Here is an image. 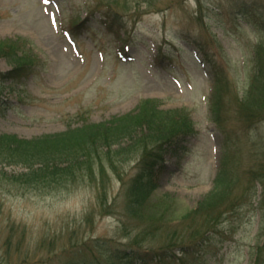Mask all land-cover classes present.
Returning <instances> with one entry per match:
<instances>
[{
  "label": "rangeland",
  "instance_id": "374dc122",
  "mask_svg": "<svg viewBox=\"0 0 264 264\" xmlns=\"http://www.w3.org/2000/svg\"><path fill=\"white\" fill-rule=\"evenodd\" d=\"M249 1L264 13V0ZM168 3L0 0V42L22 36L40 58L33 72L16 82L7 81L1 90L0 133L33 137L59 132L134 111L144 99H157L161 110L189 112L197 130L188 135L190 151L181 158L168 156L157 176V187L142 206L146 212L170 207L176 216L174 225L182 228L183 214L213 190L224 152V132L211 112L210 96L215 90L212 62H226L231 82L243 89L254 48L264 33L239 16L241 10L230 0H204L201 5L198 0H178L172 7ZM105 11L119 14L116 23L109 21ZM105 18L112 26L106 27ZM76 22H82L79 28L72 27ZM122 23L124 27H119ZM11 68L0 55V70ZM225 120L230 125L239 124L235 112L227 113ZM252 138L250 145L240 144L245 167L252 166L255 154L264 151V132H254ZM137 159L124 163L123 168L133 172ZM23 169L21 165L6 167L8 171ZM108 179L106 201L98 206L97 188L90 183L46 193H0L4 203L0 216L4 226L0 229L5 228L0 230V249L8 235L5 225L9 221L20 229L26 227L22 249L30 248L28 254L32 255L21 264H43L42 259L70 253L84 241H129L138 219L127 218L128 201L121 180L115 175ZM247 180L240 172L236 193L244 194ZM262 189L257 183L252 199L250 190L238 201L234 216L230 213L224 217L204 255V264H264ZM94 207L98 208L93 223L84 221ZM11 250L16 259L23 256L16 246ZM60 257L52 262L64 264L65 256ZM5 264L15 263L12 259Z\"/></svg>",
  "mask_w": 264,
  "mask_h": 264
},
{
  "label": "trees",
  "instance_id": "16d2710c",
  "mask_svg": "<svg viewBox=\"0 0 264 264\" xmlns=\"http://www.w3.org/2000/svg\"><path fill=\"white\" fill-rule=\"evenodd\" d=\"M146 1L150 5L153 2ZM202 1L198 0L200 5ZM168 2V7H172L178 0ZM230 2L241 10L239 16L264 33L263 11L249 5V0ZM105 12L109 21L116 23L119 14ZM108 18L103 20L106 27L112 26ZM81 24L76 22L72 27L79 28ZM0 55L12 65L8 71L0 70V92L7 81L16 82L18 78L28 76L40 61L33 45L22 36L1 40ZM212 63L215 90L210 96L211 112L213 121L224 132V152L214 177L213 190L197 207L183 214L182 228L174 225L176 216L172 215L175 212L170 207L146 212L142 206L148 194L156 188L157 176L165 168L168 156L181 158L190 151L188 135L197 130L189 112L178 108L161 110L157 99H144L134 111L116 114L104 121L70 126L59 132L33 137L0 133V193L17 194L29 190L46 193L90 183L97 188L98 206L105 203L111 180L108 178L115 175L125 190L128 201L125 209L130 214L127 218L134 216L138 219L135 223L137 230L134 236H128L129 241L107 238L92 240V244L84 241L70 253H56L49 259H42L43 264H59L52 261L62 255L66 258L64 264H204V255L214 241L213 234L217 233L219 224L227 214H234L238 201L250 190H253L252 199L257 183L263 188L260 208L264 224V151L255 154L252 166L245 167L240 146L242 142L250 145L254 132H264V38L254 48L253 63L243 89L231 82L226 62L214 60ZM230 112L236 113L239 124L226 122L225 117ZM135 157L138 159L134 171L128 173L123 168L124 163ZM10 165H21L24 169L6 170ZM240 172L248 180L244 194L239 195L236 186ZM97 208L90 209L83 220L93 223ZM3 214L4 203L0 195V216ZM5 227L8 235L4 248L0 249V264L12 259L15 264L27 262L32 253L28 254L30 248L22 249L26 245V227L20 229L12 221ZM12 246L23 254L21 258L12 255Z\"/></svg>",
  "mask_w": 264,
  "mask_h": 264
},
{
  "label": "snow or ice",
  "instance_id": "6c2138e0",
  "mask_svg": "<svg viewBox=\"0 0 264 264\" xmlns=\"http://www.w3.org/2000/svg\"><path fill=\"white\" fill-rule=\"evenodd\" d=\"M49 2V0H44V3H48Z\"/></svg>",
  "mask_w": 264,
  "mask_h": 264
}]
</instances>
